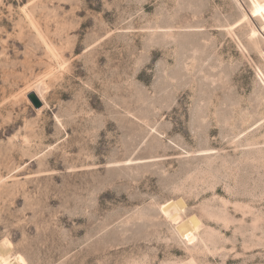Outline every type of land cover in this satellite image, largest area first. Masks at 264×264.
Returning a JSON list of instances; mask_svg holds the SVG:
<instances>
[{
    "label": "rangeland",
    "instance_id": "1",
    "mask_svg": "<svg viewBox=\"0 0 264 264\" xmlns=\"http://www.w3.org/2000/svg\"><path fill=\"white\" fill-rule=\"evenodd\" d=\"M261 3L0 0V264H264Z\"/></svg>",
    "mask_w": 264,
    "mask_h": 264
},
{
    "label": "bare ground",
    "instance_id": "2",
    "mask_svg": "<svg viewBox=\"0 0 264 264\" xmlns=\"http://www.w3.org/2000/svg\"><path fill=\"white\" fill-rule=\"evenodd\" d=\"M250 13L252 16H257V18H261L264 20V3L261 4H254L251 7ZM243 18L246 20V15H243ZM248 22V20H247ZM256 31L252 28V41H255L256 39ZM38 85V84H37ZM36 85V86H37ZM36 94L39 96V98L42 100V94H43V88L42 85H38L36 87ZM177 212V209L173 206L167 211L168 216L174 215Z\"/></svg>",
    "mask_w": 264,
    "mask_h": 264
},
{
    "label": "water",
    "instance_id": "3",
    "mask_svg": "<svg viewBox=\"0 0 264 264\" xmlns=\"http://www.w3.org/2000/svg\"><path fill=\"white\" fill-rule=\"evenodd\" d=\"M29 100L31 101V103L34 105L36 109H40L43 106L40 98L37 96L36 93L29 94Z\"/></svg>",
    "mask_w": 264,
    "mask_h": 264
}]
</instances>
